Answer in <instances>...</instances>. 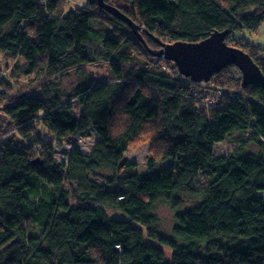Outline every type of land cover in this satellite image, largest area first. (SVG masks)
<instances>
[{
  "label": "trees",
  "instance_id": "trees-1",
  "mask_svg": "<svg viewBox=\"0 0 264 264\" xmlns=\"http://www.w3.org/2000/svg\"><path fill=\"white\" fill-rule=\"evenodd\" d=\"M49 1L0 0V53L14 62L10 78L0 75V264H264L262 87L243 89L234 65L195 83L151 53L156 41L227 31V45L264 74V49L234 38L264 24V0H104L141 28L146 47L96 0L59 15ZM97 62L108 79L85 73ZM71 70L81 81L65 94L56 79ZM20 78L52 81L16 91ZM92 133L90 151L56 161L55 144ZM142 141L144 172L125 158ZM222 142L234 148L215 156ZM180 195L195 203L183 209ZM158 203L174 213L171 235L158 228Z\"/></svg>",
  "mask_w": 264,
  "mask_h": 264
},
{
  "label": "rangeland",
  "instance_id": "rangeland-1",
  "mask_svg": "<svg viewBox=\"0 0 264 264\" xmlns=\"http://www.w3.org/2000/svg\"><path fill=\"white\" fill-rule=\"evenodd\" d=\"M85 0H51L49 2L45 3V10L49 14L59 15V14H66L70 10L74 9L75 7H81L84 4ZM61 3V5H60ZM234 38L235 40H239L238 38H245L246 41L253 43L255 45H258L259 47L264 49V24H261L259 28L255 31H248L246 29H243L241 31L234 32ZM152 55L156 58H159L155 56L154 54L158 53V51H151ZM9 64V66H8ZM20 65H23V62L19 61ZM163 64V63H162ZM165 64H172V63H164L162 68L163 70H167L165 67ZM176 68V67H175ZM12 69H14V62L11 61L10 63L4 60V56L2 53H0V75L4 79L6 78L7 74L9 75V78L11 77ZM177 69V68H176ZM6 71L8 73L6 74ZM84 71L87 75L91 76L94 81H102L106 80L110 77V69L107 63L105 62H97L94 64H90L88 66H85ZM81 76L75 71L71 70L67 72V74H64L60 76L58 79H56L60 85L61 91L65 94H69L73 88L79 84ZM52 80H43L38 85H31L27 78H20L17 81L16 91H39L40 87L42 85H45L49 83ZM55 81V80H54ZM20 82V83H19ZM26 84V85H25ZM120 113L121 119L124 120V117L121 111H118ZM0 119L3 120L1 122V125L6 126L7 120L3 117L2 114H0ZM40 136L43 140L46 141H53V137L46 133L45 130L40 128ZM8 138H11V135L8 136ZM12 139V138H11ZM97 139L96 134L92 133L89 138L82 139L78 138V142L75 138L72 143L63 141L61 145H54V148L56 152L54 153V156L56 158V161L58 163H62L65 160V154L71 150L73 147L78 148L82 152L86 153L91 150L94 141ZM13 142H20L17 139H15ZM25 143V142H24ZM251 149H253L252 146H249ZM234 148V144L232 142H222L216 145L215 147V156H220L227 154L231 149ZM255 150V148L253 149ZM151 151V145L148 142L142 141L139 142L133 146H131L125 153V158L131 162H134L137 166V170L140 172H144L147 167V158L148 153ZM37 173V176L43 181H47V176L44 172L41 171H34ZM182 197V204L183 209H186L190 204L195 203V200L188 197L187 195H180ZM59 208L66 209L67 204L64 202H60ZM154 213L158 220V228L164 232L167 235H171L172 228L175 225L174 221V213L172 210H170L165 203H158L156 204L154 208Z\"/></svg>",
  "mask_w": 264,
  "mask_h": 264
},
{
  "label": "water",
  "instance_id": "water-1",
  "mask_svg": "<svg viewBox=\"0 0 264 264\" xmlns=\"http://www.w3.org/2000/svg\"><path fill=\"white\" fill-rule=\"evenodd\" d=\"M96 2L100 9L124 22L146 47L140 34L141 28L134 21L104 0H96ZM227 33V31L214 32L195 43L156 41L160 49L154 55L173 63L182 76L195 83L209 82L214 74L228 65H234L241 73L243 89L247 85L258 84L264 92V74L246 53L226 44ZM32 164L39 165V162L35 161Z\"/></svg>",
  "mask_w": 264,
  "mask_h": 264
},
{
  "label": "built area",
  "instance_id": "built-area-1",
  "mask_svg": "<svg viewBox=\"0 0 264 264\" xmlns=\"http://www.w3.org/2000/svg\"><path fill=\"white\" fill-rule=\"evenodd\" d=\"M167 67V66H165ZM211 85H209L210 87ZM224 94V88L223 87H217L215 92L213 91V95L209 96V97H205V101L208 103V104H213L220 101L222 96Z\"/></svg>",
  "mask_w": 264,
  "mask_h": 264
},
{
  "label": "clouds",
  "instance_id": "clouds-1",
  "mask_svg": "<svg viewBox=\"0 0 264 264\" xmlns=\"http://www.w3.org/2000/svg\"><path fill=\"white\" fill-rule=\"evenodd\" d=\"M227 44V43H226ZM231 47H233V46H231ZM234 48H236V47H234ZM239 49V48H238ZM242 51V50H241ZM243 52V51H242ZM165 63H169V61H166V60H164L162 57H160ZM171 63V62H170ZM173 64V63H172ZM173 66H174V64H173ZM175 67V66H174ZM238 69V68H237ZM240 72V71H239ZM189 79V78H188ZM240 79H241V73H240ZM190 80V79H189ZM191 81V80H190ZM205 83H207V82H205ZM240 84H241V82H240ZM220 87H223V86H220ZM224 88V87H223ZM224 92H225V88H224Z\"/></svg>",
  "mask_w": 264,
  "mask_h": 264
},
{
  "label": "bare ground",
  "instance_id": "bare-ground-1",
  "mask_svg": "<svg viewBox=\"0 0 264 264\" xmlns=\"http://www.w3.org/2000/svg\"><path fill=\"white\" fill-rule=\"evenodd\" d=\"M165 66H168V64H165Z\"/></svg>",
  "mask_w": 264,
  "mask_h": 264
},
{
  "label": "crops",
  "instance_id": "crops-1",
  "mask_svg": "<svg viewBox=\"0 0 264 264\" xmlns=\"http://www.w3.org/2000/svg\"><path fill=\"white\" fill-rule=\"evenodd\" d=\"M47 179H48V177H47ZM44 181V180H43Z\"/></svg>",
  "mask_w": 264,
  "mask_h": 264
}]
</instances>
